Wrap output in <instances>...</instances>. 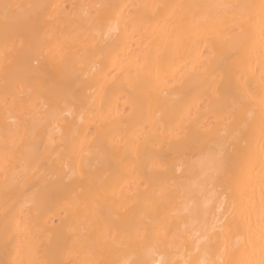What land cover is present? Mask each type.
Masks as SVG:
<instances>
[{"label": "bare ground", "instance_id": "1", "mask_svg": "<svg viewBox=\"0 0 264 264\" xmlns=\"http://www.w3.org/2000/svg\"><path fill=\"white\" fill-rule=\"evenodd\" d=\"M264 0H0V264H264Z\"/></svg>", "mask_w": 264, "mask_h": 264}, {"label": "snow or ice", "instance_id": "2", "mask_svg": "<svg viewBox=\"0 0 264 264\" xmlns=\"http://www.w3.org/2000/svg\"><path fill=\"white\" fill-rule=\"evenodd\" d=\"M262 7H264V3H262Z\"/></svg>", "mask_w": 264, "mask_h": 264}]
</instances>
